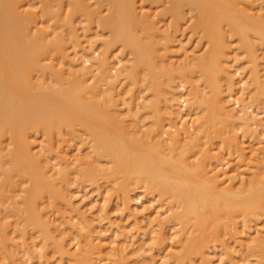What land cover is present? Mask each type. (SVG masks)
Listing matches in <instances>:
<instances>
[{"label":"bare ground","instance_id":"bare-ground-1","mask_svg":"<svg viewBox=\"0 0 264 264\" xmlns=\"http://www.w3.org/2000/svg\"><path fill=\"white\" fill-rule=\"evenodd\" d=\"M45 1H47V2L45 3ZM45 1H44L45 7L43 6V8H42L43 18L45 16V18H48V21L50 20V18L53 21V18L56 16H59L61 18L60 14L62 15L63 13H61L62 11L60 12V5H63L62 1H64V0H45ZM102 1H104V0H102ZM134 1H136V0H134ZM170 1H171L170 5L167 7V12H170V14H172L176 18H180L182 16V12L183 11L185 12L184 9H186L187 6L192 7V8L197 10L198 19L196 20V24L194 26L196 28V30L195 29L194 30L196 32L198 29H200L203 37L208 38L209 41L211 42L210 43L211 47H210V50L208 51L209 52L208 55L206 53L207 56L201 57V58L198 57V59H197L198 61H195L196 62V64H194V65H196L195 66V68H196L195 72H194V70H192L193 68L192 69L189 68L191 66H189V67L186 66L187 67L186 69H190V71H193L194 75H196L197 74L196 71H198V74H200L199 75L200 79L202 78L204 81H206V83H208V85L215 83L213 86H214V88H216V89H214L212 94L210 93L211 96H209L208 94L207 95L209 97L207 95L202 96L204 93L201 95L199 93L201 90H197V89L198 88L201 89L204 82H203V84H201V87H200L195 81V77H196L195 76L194 79H193V77L191 78V80L193 79L192 81L195 83V85H194L192 83V81L190 80V78H188L189 77L188 72H190V71L187 72L188 74L184 71L187 74V78L191 83V84L190 83L189 84L193 85V87L191 86V88L194 91L190 92L191 94L189 93V95H191V97H189L190 99L184 98L183 101H181V102L183 104L185 103V106H186V104L188 105L189 102L191 104H193L192 101H200L201 103H198V104L199 105L203 104V106H205V109H204L205 117L203 119H199V115H198V119H197L198 121L196 119H194L195 121H193V122H195V124L193 122H192V125L190 124L191 127L198 124L197 128L193 127V129H194L193 132L191 131V128L188 124H186L185 128H183V126H182V125L185 126V124H182L181 126L183 129H181L177 125H174L175 126L174 130L177 128L178 131L175 130L176 133L173 132V135L174 134H176V135L173 136L171 134L172 133L171 132L172 128H171L170 134L172 136L171 135L170 136L172 138L174 137L172 140L174 142V144L171 141H169L172 138H168L169 140L166 138L167 139L166 143L168 142V144L172 143L170 145H176V146H174V147H176L175 149L173 148V146L169 147L166 145V143L163 141L166 139H163L162 140L163 142L159 141L161 138H159L160 136H158L157 134L156 135L158 136L159 140L153 141V138H155L154 136H156V135H154L155 131L153 133L154 136L152 135L151 131L149 132V135L151 133V136H152V140L150 139L151 141L149 140L148 137L145 136L147 129H146V131L144 130L145 132L143 134V132H142L143 129H141V127H140L141 124H138V122H137V120L140 119L139 114L141 112L140 113H137V111L135 112L139 115V118H137V116L134 115L135 113H133L135 111L134 109L136 106H134V105H135L136 101L141 100L143 98V97L141 98L142 95H140L142 92H140V94L138 93V96H136L137 93L135 95L131 96L132 98L130 97L131 98L130 103L124 102L125 103V109L120 107V100L122 99V93L126 91L125 89H127V86L125 89L123 88L125 91L123 90L121 92V94L116 92L119 90L118 86L121 84V82H120V84H118V83H119V81H121L122 76H124V78H126L128 80L133 79L132 81L135 84H138V83L140 84V82H142L143 80L148 81L149 83H151L150 88L154 93V98L156 95V99H158L159 96L166 94L165 93L166 90L164 89L165 88L164 85L166 83L168 84V82L165 83V82H162V80L164 79L163 81H165V80L168 81L166 79V75H167L166 72L168 71L167 69L172 70V67L167 68V66H165L166 69H162L164 67H162V68L159 67L158 62H161V61H160V59L157 58L159 56V55L157 56L158 51L156 52L157 41H155L154 37L151 36V35H154L155 32H157L156 26L154 25V23L150 24V22L147 20L148 18L142 19L138 16V14L136 13V10L133 6L132 0H109V2H110L109 4L111 5L109 13L105 11L108 14L105 16H102V17L100 16V18H101L100 22L102 23L103 27L109 29L111 39L108 40L105 44V47H104L105 49H103V51L104 50L105 51L102 53L103 57L99 61V69H98L99 71H97V69L95 70L96 73L98 72V74L94 75L96 77V80L95 81L93 80L94 81L93 83H89V82H91V80L94 76L93 77L90 76V78H88L86 76L87 74L89 75L91 73V72L88 73V71H90V70H86L85 68H83L85 70L81 69V71L73 70L75 67L74 63L76 60L74 58H72V59L68 58V55H71L72 53L67 54L68 48H66L67 47L66 39H68V37L66 39H64L66 37L65 36V34H66L65 30L62 32L61 31L62 28L60 29V31L62 33H64L65 37H61L63 35H61L60 34L61 32H60L58 35L53 37L54 39L53 38L50 39V37H51L50 33L52 31V29H50V26L48 29H50L51 31H47L46 27L42 25V27H44L46 29V31L44 30V28H41L43 30L35 32L36 31L35 27L37 26L36 24H39V23H37V19H38L37 16L39 15V18L42 19V17H41L42 15H41L40 11H39L40 14H38V15H37V12H35L36 13V16H35L30 11H27L25 9H22L20 11L21 6L22 7L26 6V5L20 4L22 2V0H0V137L3 135H9L11 140H12V143L14 144L13 148L10 147V148H12L11 154L3 153L4 147H2L0 145V168H1L0 170L1 171L3 170V172H1V174H0V176H3V180L1 179L2 181H0V197L4 196V195L2 196V194H1V191H3L4 187H7L8 185H13L14 182H16V181H13L14 180L13 178L15 177V173L17 171H19L20 174L23 175L24 177H27L30 180V183H31L30 185H32V186H30V185H29L30 187L28 186L29 188H27L25 191V193H27L26 196L24 195L25 197H23V198L21 197V198L27 202V204L29 206L28 212L32 213L34 219L36 220V222H35V220H34V222L36 223V225L39 224L38 227L40 228V225L42 226V224H43L42 222H44V221L41 222V219H40V218L43 219L44 216L40 217V215L42 216L44 214H39V211L41 213L42 209H44V206L40 210V209H37L38 206H37V204L34 205V203L38 199L43 198L45 193H47V195H48V193L52 194V195H56V193H57L56 189L59 190V188H60L59 186H61L60 185L61 182H63V181L68 182L69 178L67 175L71 172V170H72V172H76V173L81 172V174L83 176L85 175L86 177H89V178L91 176L94 180L96 178H98V179L102 178L101 176H103V177L105 176L107 178H112L114 180V183L119 184L120 189L122 188V190L125 191V195H126L125 198L126 199L125 198L124 199L126 200L127 203H129V201L131 199L130 193H131L133 187L136 186L135 184H138V186L141 184L142 186H144V189L146 188L145 192H146V190H148L150 192L151 191L153 192V190H155V192L157 191V194H159L158 197L160 196V199L162 198V200H161L162 203L160 204V208L162 206H165V204L166 205L168 204V206L165 208L164 212H161L159 214V216L164 215V214H167V216L166 217L160 216L161 218L157 219V220H159L158 222H159L160 226L161 225L163 226L166 222H168L169 220H171L173 218L179 219V220H174V221H179V223L182 220H183V222H186V224L181 222V223H183L181 225L185 224L186 227L185 228L183 227L184 230L181 227L183 232H184L183 234H184L185 238H183V240H182V242H183V244H182L183 248L181 251L182 254L180 256H179V254L177 255L178 256L177 261L179 262V264H186V262L191 261L192 255H200L204 259V264L208 263V262H206V258H205V254L203 252V248L206 246V244L208 242H210L211 239L212 240L213 239L222 240L223 237L226 238V235L229 238H227V240H226L227 242L225 244L229 243L230 238H231V240L233 239L234 242L236 243V246H237L236 248L240 247L242 252H245V255H247L246 252L255 253L256 255L254 254V256H257V259L260 262H262V264H264V235H261L262 231L260 229L254 228V230H252L253 226L248 225L249 224L248 221L251 222L252 218L255 219V217H257V216H261V218H264V217H262V216H264V148H262L263 150H262L261 154L256 155L254 157V159L248 161L249 158L248 159H246V158L249 155L247 157H245V160L243 159L245 161L244 163H246V168L244 167L246 169L245 172L250 174V175L247 174V177L250 176L251 178L249 179V181H247L248 180L247 179L244 184L241 182L243 184V186L240 188L235 187V185L233 183L225 185L224 183H227L230 181L233 182V177L232 176H229V178L227 177V180L229 179L230 181L226 182L225 181L226 177H223V174L224 175L227 174L226 171L222 170L221 168H220L221 170L217 169L218 171H214V169H212L213 172L211 170L209 171L208 164L206 163V161H207L206 159L208 158L207 156H210L209 151H206L207 149L209 150V148L206 147V143L208 141H211V139H214V137H216V136L219 137L220 134L223 135L222 130L225 127L226 122L229 121L231 117H234L233 114H235V113H232L230 111L231 110L230 108H229L230 110L227 108V106H226L227 102L223 99V90L224 89L222 90V88H221L222 86L219 85V82L224 78L230 79V81H228V82H231L233 80L232 76H231V72L229 70V66H227V64L225 65V63H226L225 61L223 64L221 62L222 59L220 60V58L224 57L223 49L225 47L223 45L224 44L223 42L226 38V35H225L226 32H225V30L224 31L222 30V28H223L222 26H225L223 24L228 25L229 29L234 31L233 32L234 36L239 35L237 33H242L239 37H241V38L243 37L244 39H241V42H242V40H245V44H246V46L248 44V48H249V46H251L249 44L250 41L246 37H249L251 35H249V33L243 35V33L244 32L247 33L248 30L251 31L252 29H254L255 33L253 35L260 37L263 40V41L262 40L261 41L264 42V20H262V18H261L262 16L259 17V18H261V20H259L256 15H255L256 16L255 18H257L259 21L254 19L252 16L251 17L246 16V17H244L245 19L242 18L244 15H246L247 11L249 10V9H247V11L243 10V8H246V7L249 8L247 6L248 4L246 6L244 5L246 3H249L250 2L249 0H170ZM86 2H87L86 0H71V1H69V3L71 4V7H72V8H70V9H72V11L71 12L69 11L71 13V15H73V14H75V12L77 13L79 11H81L82 13H84L86 15L89 14V16L92 15L93 10L89 9L90 7H89V5H87L88 3H86ZM55 3H57V4H55ZM45 4H47V5H45ZM53 4L56 5L58 7V9H56L57 8L56 6H55L56 8L54 6H52ZM135 4H136V2H135ZM106 5H104V6H106ZM52 7L55 8V11H54V8L52 9ZM67 7L65 9H67ZM91 7H93V6H91ZM26 8H27V6H26ZM62 9H63V7H62ZM263 9H261V11ZM40 10H41V7H40ZM250 11L251 10H249L248 12H250ZM98 12H99V10H98ZM58 13H59V15H58ZM69 16H70V14H69ZM59 17L56 18V22L58 21ZM75 17L76 16H74V18ZM94 18H95V16H94ZM46 20H41V21L39 20L38 22L45 24V23H47ZM42 21H46V22H42ZM59 21H60V19H59ZM56 22H55V25L58 23V22L57 23ZM95 22H98V21L95 20ZM34 28H35V30H33ZM139 28L146 31V33L143 32L144 34L141 36L140 35L141 33H138V31H137V29L139 30ZM53 30H54V28H53ZM73 32H74V30H73ZM75 32H77V31L75 30ZM197 32H199V31H197ZM149 33H151L150 36H148ZM199 34H200V32H199ZM226 34H228V33H226ZM59 35H61V36H59ZM68 35H70V34L68 33ZM75 35L78 36V34H75ZM69 37H71V36H69ZM146 37H148V38H146ZM149 37H153V40H150L151 38H149ZM227 37H228V35H227ZM107 38L109 39V37H107ZM146 39H148V40L146 41ZM249 39H250V37H249ZM88 41H90V39ZM246 41L248 43H246ZM116 43L117 44L119 43L123 49H126L127 51L130 50L133 56H132V62L129 65V68H127L126 70H125V66L122 65L119 60L115 59V60H117L116 63H114V60H113L114 65L117 64V62H119L121 64V66H124V69L119 68V70L116 73H114L112 71V69H116V68L110 67V64L112 63V61L110 63V59H111L110 56L113 52L109 56V50L112 47V45H114ZM89 44H90V42H89ZM245 44L243 42L242 45L244 47L243 46H241V47L248 50V48L245 47ZM158 45H159V43H158ZM160 45H162V44H160ZM252 46H254V49L252 47V50H254L255 52L248 50L250 52L249 53L247 51L249 53L248 54L249 57H247V58H249V61H250L249 62L250 64L249 63L248 64L250 65L249 67L251 68V70L249 71V73L251 72V74H250L251 76L249 75V77H250L249 82L250 83L247 84L246 87L250 90L251 87L254 85V87L256 88V89L253 88L254 90H256L255 95L264 96V79H262V76L260 75L261 74L260 69H259L260 63H258L259 62L258 59L260 57H258V55H259V54H257L258 52L256 53V51H257V50H255L256 46L255 45H252ZM73 47H74V45H73ZM222 47H224V48L221 49ZM245 52H246V50H245ZM57 55H62V60L58 61L59 60V57H58L57 60L55 59L56 60V62H55L54 58H56L55 56H57ZM112 56H114V55H112ZM99 57H101V56H99ZM160 57L161 56H159V58ZM84 58L85 57H83V59ZM155 58H157L159 61L157 62L156 61L157 59H155ZM120 60H122V59H120ZM163 64H165V63H163ZM88 65H90V64L88 63ZM171 65H173V64H170V66ZM176 66H174L175 68H173L174 70L172 71L173 72V74H171L172 76L168 75L167 78L168 77H170V79H171V77L173 78L174 71H176L178 69V68H176ZM180 66H178V67H180ZM184 66L185 65H183V67ZM180 68H182V67H180ZM165 70H167V71H165ZM238 70H239V68H238ZM92 71L94 73V70H92ZM161 71H162V73H161ZM178 71L180 72V69H178ZM168 72H170V71H168ZM37 73H38V75H37ZM47 73H48V75L50 73L51 76H54L53 79L56 80V84L53 85L52 84L53 82L51 84H49V82H51L50 79H49L50 81L47 79L48 84H47V82L46 83L44 82L46 85L43 84V82L41 83V81H42L41 79H39L40 82H38L39 80L37 81L36 76H39V78H41L40 75L45 76V75H47ZM164 73H166V74L164 75ZM235 73H236V71L234 72V74ZM140 74H141V76H140ZM162 74H163V78H161ZM181 74L183 75L184 73L181 72ZM190 74H191V72H190ZM69 77H73V78H69ZM174 77H175V75H174ZM183 77H184V75H183ZM46 78H48V77H46ZM46 78H44V79H46ZM173 81H175V80L173 79ZM189 81H187V82H189ZM148 82H147V84H148ZM252 83H253V85H252ZM135 84H133V85H135ZM142 84H141V86H142ZM104 86H107V88L105 87L107 90L102 89V87L104 88ZM209 87H211V85L208 86V88ZM129 88H130V86H129ZM170 89H172V88L170 87ZM203 89H205V88H203ZM209 89H211V88H209ZM174 90H176V89H174ZM239 90H240V88H239ZM132 91H136V90H132ZM203 91H201V93ZM250 91H252V89ZM169 93H171V92H169ZM230 95H228V97ZM169 96H170V94H169ZM171 96H173V97H171ZM171 96H170L171 98L166 97L167 98L166 100L168 101L169 104H173L171 101L174 99V97L176 98L177 95L175 94V96H174L171 94ZM232 96H234V95L232 94L231 97ZM123 97H125V94ZM130 98L128 99V101L130 100ZM145 98H143V99H145ZM161 98L162 97H160L159 99H161ZM178 98H180V97H178ZM234 98H232V100ZM123 99L121 101H125ZM187 100H188V102H187ZM234 100H236V103H237L238 100L237 99H234ZM146 101H144L143 103H145ZM152 101H154V100H152ZM161 102H162V100H160V104H159V101H157V100H155L153 103L151 102L152 103L151 104L152 111L157 112L159 110V108H157V107H160ZM196 103L197 102H194V104H196ZM147 105H149V104H147ZM234 105H235V103H234ZM123 106H124V104H123ZM164 106L165 105L162 106L163 109H166L167 107H164ZM168 107H170V106H168ZM198 107L200 108V106H198ZM137 108H136V110H137ZM140 109H142V107ZM140 109H138V110H140ZM167 109L169 110V108H167ZM247 109H249V108H247ZM160 110L163 111L162 109H160ZM201 110H203V109H201ZM201 110L199 113L202 112ZM241 112L240 113L238 112V113L241 114ZM130 113H132V114H130ZM178 113H177V115H178ZM238 113H236V114H238ZM150 114H152V113H150ZM156 114L157 113H155V115ZM141 115H144V114L142 113ZM147 115H148V112H147ZM251 115H254V114L251 113ZM158 116H160L159 113H158L157 117ZM130 117L132 119L131 122L137 124V129H132V130L129 129L131 127V125L133 124L132 123L130 125L127 122V121H129ZM202 117H203V115H202ZM243 117L240 119L246 121L247 125L249 126L250 122L248 119H250L251 116H249V118H243ZM141 118H143V116ZM151 118H154V117H151ZM173 118H174V116H173ZM253 118H254V116H253ZM219 119H221V120H219ZM156 120H157V125L162 124L160 121L161 119H156ZM138 121L140 122V120H138ZM153 122H156V121H153ZM254 122L252 121V123H254ZM134 125L135 124H133V126ZM138 125H140V126H138ZM154 125L156 126V124H154ZM76 127L77 128L78 127L83 128V130H85L86 132H88L90 134L89 135L90 137L88 135L87 136L90 138V141L92 142L93 152H91V154L94 153V155H90V156H93V157L97 156V157H101L104 159H109L108 161L111 163L109 170H107L108 168L105 170L104 167L102 169V167L99 166V164L101 162L98 164L95 163L101 169L95 168L93 170L91 168H88V167H90L89 164H91V163H89L87 165V161L85 160L86 156L84 155V153H86V152L84 150L86 148L82 152V149H80L78 147H77L78 150H80L83 154H81V153L79 155L77 154L78 156L75 154V156H77V162L75 161L76 163H74V162L72 163V162L68 161L69 160V157L67 156L68 153L66 152L67 153V155H66L65 151L63 150L64 154L59 155V157H60L59 158V160H60L59 164L61 165V167L59 168V166H57L58 162H57V164L56 163L51 164V163H53L52 158L54 157V156H52L53 148L43 146L44 148H42L41 150L38 149V151L34 150L35 151L34 152L32 145H29V144L25 145V143H27V142L23 141L24 138L27 137V133L29 132V130H32V129L43 128L48 136H52V135H54V134H52L54 132H58L60 134H64L66 132V130H69L70 132L71 131L76 132L75 131ZM135 127H136V125L133 128H135ZM149 127H151V126H149ZM158 127L162 128L163 126L161 125V127L160 126H158ZM172 127H173V125H172ZM178 127L180 129H178ZM234 127H236V126H234ZM251 127H253V126L251 125ZM233 128H231V129H233ZM43 129H41V130H43ZM139 129L142 130V131L140 130V132H142V134H140ZM224 130H226V129L224 128ZM156 131H157V129H156ZM164 131H162V132L158 131V133L163 134ZM185 131H187L186 135L188 134L187 136H185V139L188 140L187 142L189 144H187V145H190L189 148L186 147L187 145L184 141L183 142L181 141L184 139V138L182 139V136L185 135ZM237 132H238V130H237ZM81 134H83V133H81ZM84 135H82V136H84ZM228 135H231V134H228ZM69 136H70V133H69ZM158 138H156V139H158ZM86 139H88V138H86ZM65 140H67V139H65ZM0 141H1V139H0ZM5 141L6 140L4 139L3 142L6 144ZM22 142H24V145L26 148L25 151H23L24 148L21 145ZM84 142H85L84 143V145H85L87 141H84ZM178 144H179V146H181V144H183V147H186V148L184 150H180V148H178L179 147ZM262 144H264V143H262ZM84 145H83V147H84ZM88 145H90V144H87V146ZM79 146H80V144H79ZM204 146L207 149H205ZM246 148L247 147L245 146V149ZM192 150H198V153H196V152L193 153L195 155L197 154L198 158L195 155H194L195 157L193 156V158H192V156H191L192 153L190 155V151L194 152ZM242 151L244 152L243 149H242ZM199 152L202 155V158L200 160H199V158H200ZM59 153H61V152H59ZM188 154L191 156L192 159H190ZM86 155H88V154H86ZM238 156H240V155L238 154ZM4 157H7V158H4ZM72 157H74V155H72ZM93 157H90V158H93ZM97 157L95 158L96 160L99 159V158L97 159ZM55 158H57V157H55ZM94 158H93V160H94ZM195 158L197 159V161H195L197 163L192 162L193 159H195ZM50 160L52 162H50ZM71 161H73V158H71ZM104 163L106 164V162H104ZM85 164H86V166H85ZM195 164L198 165V166L196 165L198 167L197 168L198 170L197 169L194 170ZM4 165H7V167H4ZM51 165L52 166L55 165L54 171H53V168L51 169ZM108 165H109V163H108ZM93 167H95V166H93ZM222 167H223V165H222ZM55 168H59V170L58 169L55 170ZM242 168H243V165H242ZM192 169L194 171H192ZM230 169H232V168L230 167ZM52 171H53V173H52ZM56 173L57 174L59 173V175L61 174L62 177L64 175V177L68 178V179L65 181V180H62L63 178L61 177L59 180H62V181L60 182L57 180V178H56L57 176L55 177ZM230 173H231V170H230ZM71 175H73V174H71ZM71 175H70V177H71ZM197 175H198V178H196ZM243 175L246 176V174H243ZM75 176H76V174H75ZM236 177H237V175H236ZM247 177H245V179ZM18 179H20V178H18ZM71 180H74V178ZM71 180H69L70 183H71ZM237 180H238V178H237ZM91 181H93V180H91ZM18 182H19V180H18ZM64 182H63V186H65V184H67V183L64 184ZM96 182H98V181H96ZM58 183H59V185H58ZM57 185L59 188H56ZM133 185H135V186H133ZM63 186H61V187H63ZM115 186H117V185H115ZM117 187L119 189V186H117ZM5 189H7V188H5ZM118 189H117V191H118ZM64 190L65 189L63 188L62 189L63 193H65ZM60 192L61 191L59 190V193ZM10 195H12V194H10ZM66 196H68V195H66ZM45 197H44V199H45ZM48 199H50V198H48ZM58 199H56V201ZM64 199H66V198H64ZM2 200H4V199H2ZM68 200H67V203H68ZM105 201H106V199H105ZM46 202H47V200H46ZM39 203H38V205H39ZM0 204H2V203H0ZM1 207H3V206H1ZM7 207H8V205H7ZM72 207H74V206H72ZM102 207H103V205H102ZM131 210H132V208H131ZM240 217L244 218V220H242V218H240ZM250 217H252V218L249 219L248 221H245V219H248ZM29 218H30V214H29ZM31 218H32V216H31ZM99 218L97 217V220ZM258 219L259 218H257V220ZM43 220H45V219H43ZM74 220H75V216H74ZM238 220L242 221V223L241 222L239 223ZM252 221H254V220H252ZM148 222H150V221H148ZM5 224H7V223H5ZM44 224L47 225V227L50 226V224L48 222H44ZM79 224H77V225H79ZM239 224H241V225H239ZM82 225H83V223H82ZM7 226H8V224H7ZM33 226H34V223H33ZM262 226H264V225H262ZM0 227H1V225H0ZM3 227L4 226H2V228ZM43 228H45V227H43ZM43 228H41V230ZM93 228H95V227H93ZM145 228H146V226H145ZM4 230H5V228H4ZM21 230H24V229H21ZM44 230H46V229H44ZM51 230H52V227H51ZM51 230H50V232L52 233L53 230L52 231ZM47 231H48V229H47ZM61 231H62V229H61ZM4 233H5V231H4ZM60 233H62V232H60ZM22 235H23V232H22ZM47 235H49V234L47 233ZM3 236H5V235L3 234ZM14 236H11V237L14 238ZM30 236H31V234H30ZM42 236L44 237L43 234H42ZM50 236H52V235H50ZM50 236L49 237L46 236L47 239L50 238ZM0 237H1V235H0ZM6 237H9L8 234ZM12 238H11V241H13ZM34 238H35V235H34ZM58 238L60 239V237H58ZM7 239H8V241L10 240V238H5V237H4V240H3V238L1 239L2 242L4 241L3 244L5 243V241H7ZM53 239H55V237H53ZM57 239L55 241H59V239L58 240ZM90 239H91V237H90ZM48 240H50V239H48ZM48 240H47V242H48ZM91 240H93V239H91ZM224 240H222L223 243L225 242ZM2 242H1V244H2ZM45 242H46V240H45ZM6 244L7 243H5V245ZM9 244H11V242H9ZM52 244H54V243H52ZM234 244H233V246H234ZM82 245H84V244H82ZM87 245H88V243H87ZM118 245H119V243H118ZM0 246H2V245H0ZM8 246H11V245H8ZM8 246H6L7 247L6 250H8V252H9ZM58 246H59L60 250L59 249H57V250L59 252H61V254H62V252L64 253V255L67 254V256H69L70 260H77L78 259L77 256H79V258H80L79 254L76 255V254H74V252L72 253L71 252L72 250L67 248V246L64 245V243H58ZM231 247L232 246H230V245H229V247L226 246L227 253L229 256H232L234 254V252L237 251L235 247L233 249ZM1 248L3 249V251H5V254H7L6 253L7 251L4 250L5 248H3V246ZM240 248H239V250H240ZM10 249H11V247H10ZM16 250H14L13 252H15ZM94 250H95V248H94ZM123 250L124 249H122V251ZM89 252H90L89 249L82 252L84 254V256L86 255L87 260H91V258L88 259L89 258V256H88ZM11 253H12V251H11ZM104 254H103V256H104ZM119 254H121V252ZM124 254H125V252H124ZM0 255H1L0 257L2 258L1 253H0ZM11 255L12 254H10V257H12ZM240 255L239 256L242 257L243 253ZM4 256H6V255H4ZM81 256H82V258H84V256L82 254H81ZM119 256H121V255H119ZM108 257H109V255H108ZM1 258H0V261H2ZM13 258H14V256H13ZM118 259L120 260L119 257H118ZM247 259H248V257H247ZM3 260H5V261H2V262H5V263H1V264H6V263L10 264V261L8 262L7 259L3 258ZM6 260H7V262H6ZM9 260H13V259H9ZM17 260H18V258H17ZM95 260L97 261V259H95ZM80 261H82V259ZM230 261H231V264H240V262H241L239 257H238V260H237V258H235V259L232 258V260L230 259ZM83 262H86V261H83ZM228 263H230V262H228Z\"/></svg>","mask_w":264,"mask_h":264},{"label":"rangeland","instance_id":"rangeland-1","mask_svg":"<svg viewBox=\"0 0 264 264\" xmlns=\"http://www.w3.org/2000/svg\"><path fill=\"white\" fill-rule=\"evenodd\" d=\"M44 1L45 0H22V2L20 4L26 5L27 8H26V6H23V7L21 6L20 11L22 9H25L27 11H30L35 16H36L35 12H37V15L40 13L42 15V8L44 6ZM64 1H62L63 5H60V12L62 11L61 13H63L62 15L60 14L61 18L59 16H56L53 18V21L51 20V18L48 21V18H45V16L43 18V15L42 16L40 15L42 17V19L39 18V15L37 16V18H38L37 23H39V24H36L37 26L35 27L36 28L35 32L43 30V29H41V28H44V27H42V25H43L46 27L47 31H51L50 29H52V31L50 33L51 37L49 36L50 39H52L53 37L58 35L61 31L63 32L65 30V32H66L65 36L66 37L64 36V33H62V32L60 34L63 36H61V35H59V36L65 37L64 39H66L68 37V39H66V43H67L66 48H68L67 54L72 53L71 55H68V58H70V59L74 58L76 60L74 63L75 67L73 70H76V71H81V69L82 70H85V69L90 70V71H88V73H90V72L91 73L89 75L87 74L86 76L88 78H90V76L93 77L94 75L98 74V72L96 73L95 70L97 69V71H99L98 70L99 69V61L103 57L102 53L105 51V50L103 51V49H105L104 48L105 44L108 40L111 39L109 29L103 27L102 23L100 22V19H101L100 16L102 17V16H105L109 13L110 6H111L109 4L110 2H109V0H104V1H102V0H86L87 1L86 3H88L87 5H89V7H90V8L89 7L88 8L93 10L92 15L89 16V14L86 15V14L82 13L81 11H79L77 13L75 12V14L71 15L70 12L72 11V9H70V8H72V7H71V4L69 3V1H71V0H64ZM132 1H133V6H134L138 16L142 19L148 18L147 20L150 22V24L154 23V25L156 26L157 32H155V34L151 35V36H153L154 40L157 41V46H156V48H157L156 52L158 51L157 56L158 55L161 56L160 58H159V56L158 57L156 56L158 59H160L161 62H158L159 60L157 58H155V59H157L156 61L158 62L159 67L160 68L164 67L162 69H166L165 66H167V68L172 67V70L167 69L170 72L165 70V71H167L166 72L167 73L166 79L168 81H166V80L163 81L164 80L163 79L162 82H165V83L168 82V84L166 83L165 84L166 86L164 85V87H165L164 89L166 90V92H165L166 94L159 96V98L162 97L161 99L158 98L159 100L156 99V95L154 98V93L150 88L151 83H149L148 81H144V80L142 82H140V84L139 83L135 84L132 81L133 79L128 80V79L124 78V76H122L121 81H119V83H118V84H120V82H121V84L118 86L119 90L118 91L115 90V91L118 92L119 94H121V92L127 86V89H125L126 91L124 90L125 92L122 93V99L124 98L123 100H125V101H121L122 99L120 100V107L123 109H125V103L126 102L130 103L131 98H132L131 96L135 95L136 93H137L136 96H138V93L140 94V92H142L140 94V95H142L141 98L146 97L145 99H143V98L142 99L144 101H146V100L147 101L145 103H143L144 101L142 99L141 100L137 99L138 100V101H136L137 104L135 103V105H134V106H136L134 109L135 111L133 112V113H135L136 111H137V113L141 112L139 114L140 119H138V120H140V122L142 120L143 121L140 123L137 120V122H138V124H141V126L140 125H138V126H140L141 129H143V131L141 129H139V132L141 130L144 134V132L147 129L145 136L148 137L149 140L150 139L152 140L151 133L149 135V132L151 131L152 135H153V133L155 131L154 135L157 134L158 136H160L159 138H161V139L159 140L157 135L156 136L153 135L155 137V138H153V141L159 140L161 142L164 141L166 143L168 138H172L171 136L173 135V132L176 133V131H178L177 128L175 129L176 131L174 130V127H175L174 125H177L181 129H183L186 127V124H188L189 126H190V124L192 125V122L195 121L194 119H196V120L198 119V115H199V119H203L205 117V111H204L205 106H203V104L199 105L198 103H201L200 101H192L193 104H194V102H197L194 105L189 102L190 103V104L188 103L189 106L187 104L185 106V103L183 104L181 101H183L184 98L190 99L189 97H191V95H189V93L194 91L191 88V86L193 87V85H190L191 83L188 80V78H190V80H191L192 77L194 79V77L196 76L197 78L195 77V81L200 87H201V84H203V82H204L201 89L200 88L197 89V90H201V91L204 90L202 93H201V91L199 92L201 95L204 93L202 96H204V95L206 96L207 94L209 96H211L210 93L212 94L214 89H216L213 86L215 83L208 85V83H206V81H204L202 78L200 79L199 78L200 74H198V71H196L197 74L195 73L196 75H194V72L196 69L195 68L196 65H194V64H196L195 61H198L197 60L198 57L201 58V57H205L208 55V53H209L208 51L210 50V47H211V44H210L211 42L209 41L208 38L203 37L200 29L197 30L200 32V34L197 31L195 32L196 28L194 26L196 24V20L198 19V12L196 9L187 6L186 9H184L185 12L184 11L182 12V16L180 18H176L172 14H170V12H167V7L170 5V2H171L170 0H136V1L132 0ZM249 1H250L249 3L244 4L245 6L248 4L247 6L249 8H247V7L243 8L244 7L243 5H242L243 6L242 8L244 11H247V9H249L251 11L248 12L249 11L248 10L247 13L245 12L246 15H244L242 18L245 19L244 17H246V16H250V17L252 16L256 20H258V19L261 20V18H262V20H264V9H263L264 8V0H249ZM46 2L47 1H45V3ZM135 2H136V4H135ZM55 4H57V3H55ZM45 5H47V4H45ZM104 5H106V6H104ZM52 6L55 7L56 5L53 4ZM91 6H93V7H91ZM40 7H41V10H40ZM54 7H52V9ZM62 7H63V9H62ZM66 7H67V9H65ZM55 8H54V11H55ZM56 9H58V7ZM261 9H263V10L261 11ZM98 10H99V12H98ZM39 11H40V13H39ZM105 11L108 13H106ZM59 13H58V15H59ZM69 14H70V16H69ZM255 15L257 16L258 19L255 18L256 17ZM74 16H76V17L74 18ZM94 16H95V18H94ZM57 17H59L58 21H57L59 24L56 22ZM259 17H261V18H259ZM59 19L61 22L59 21ZM94 19L98 22H95ZM39 20L40 21L46 20L47 23L43 24L41 22H38ZM46 21H42V22H46ZM55 22L57 23L56 25H55ZM223 25H225V26H222L223 27L222 30L223 31L225 30V32L228 34L225 33L226 38L223 42L224 43L223 45L225 48L224 47L221 48V49L224 48L223 49L224 57L220 58V60L222 59L223 61L221 60V62L224 64V61H225L226 62L225 65L227 64V66H229V70L231 72V76H232L233 80L231 82H228V81H230V79L224 78V79H222L223 81L221 80L219 82V85L222 86L221 87L222 90L224 89L223 90V99L227 102L226 103L227 108L228 109L230 108L231 110L230 109L229 110L235 114H233L234 117H231L230 120L226 122V125L224 127L226 130H224V128L222 130L223 135L220 134L219 137L216 136L217 138L214 137V139H211V141H208L206 143V147L209 148V150L205 146H204V148L207 149L206 151H209V155H210V156H207L208 158L206 157L207 158L206 163L208 164L209 171L211 170L213 172L212 169H214V171H218L221 168L222 170L227 172L226 175L223 174V177H226V179H225L226 182L230 181L229 179L227 180V177L228 178H229V176L233 177V182L230 181V182H227L224 184L226 185V184L233 183L235 185V187L240 188L243 186V184L245 183V181L247 179H248L247 181H249V179L251 178L250 176L247 177V174L248 175H250V174L245 172L246 171V169H245L246 163H244L245 157H247L249 155L246 159L249 158L248 161L252 160V159H254V157L256 155L261 154V152L263 150L262 148H264V144H262V143H264V120H263L264 119V96L255 95L256 90L253 89V88H255L253 83H252L253 86L251 85L252 91H250L251 89L249 90L246 87V85L250 83L249 82L250 81L249 75L251 74V72L249 73V71L251 70V68L249 67L250 66L249 65L250 64L249 58H247V57H249V55H248L250 53L249 51H254V50H252V47L254 49V46H252V45L256 46V49H255V50H257L256 53L258 52L257 54H259L258 57H260V58L258 59L259 60L258 63H260V65H259V69L261 72L260 75L262 76V79H264V42H262L263 40L260 37L253 35L255 33L254 29H252L251 31L248 30V32L246 31L247 33H245V32L243 33V35L249 33V35L252 36V37L249 36L250 39H249V37H246L250 41L249 44L251 45L248 48V44L246 46L245 40H242V42H241V39H244V38L243 37L241 38L239 36L242 33H237L239 35L234 36V33H233L234 31L230 30L228 25H226V24H223ZM49 26H50V29H48ZM35 28L33 30H35ZM53 28H54V30H53ZM61 28H62V30L60 31ZM46 29L44 28L45 31H46ZM73 30H74V32H73ZM75 30L77 32H75ZM137 31H138V33H141L140 34L141 36L144 33H146V31H144L141 28H139V30L137 29ZM68 33L70 35H68ZM75 34H78V36ZM150 34L151 33H149L148 36H150ZM227 35H228V37H227ZM69 36H71V37H69ZM107 37H109V39ZM153 37H149V38H151L150 40H153ZM88 38L90 39V41H88L89 40ZM146 38H148V37H146ZM147 40L148 39H146V41ZM89 42H90V44H89ZM243 42L245 44V47H247L249 51L247 49L243 48L244 47L242 45ZM158 43H159V45H158ZM246 43H248V42L246 41ZM72 44L74 45V47ZM160 44H162V45H160ZM241 46H243V47H241ZM245 50H246V52H245ZM206 53H207V55H206ZM110 54H111V56H110ZM112 55H114V56H112ZM99 56H101V57H99ZM109 56L111 57L110 63L112 61V63L110 64V67L116 68V69H112V71L114 73H116L119 70V68L124 69V66H125V70L127 68H129V65L132 62V56L133 55H132L130 50L127 51L126 49H123L119 43L118 44L116 43V44L112 45V47L110 48ZM55 57L56 58H54V60L55 59L57 60L58 57H59L58 61L62 60V55H57ZM83 57H85L84 58L85 60L83 59ZM115 59L119 60L120 63L124 66H121V64L119 62H117V64L114 65V63H116V61H117ZM120 59H122V60H120ZM56 60H55V62H56ZM113 60H114V63H113ZM88 63L90 65H88ZM163 63H165V64H163ZM170 64H173L174 66L177 65L176 68L180 69V72L178 71V69L176 71H174V75L176 78L173 75V78L171 77L172 80L170 79V77L167 78L168 75L173 74L172 71L174 70L173 68H175L173 65L170 66ZM183 65H185V66L183 67ZM178 66L182 67L183 69L178 67ZM186 66H188V67L191 66L189 68L190 69L193 68L192 70H194V72L190 71V69H186L187 68ZM83 68H85V69H83ZM238 68H239V70H238ZM92 70H94L95 74L93 73ZM234 70L236 71L235 74H234V72H235ZM184 71L186 73L188 71L191 72V74H190V72H188L190 75L187 73L189 76L188 78H187V74ZM181 72L184 73L183 74L184 77L181 74ZM161 73H162V71H161ZM166 73H164V75ZM37 75H38V73H37ZM45 76L48 78H46ZM45 76L40 75L41 78H39V76H36L37 81L39 79H41L42 80L41 83L43 82V84H45L47 82V84H48L47 79L48 80L50 79L51 82H49V84H51L52 82H53L52 83L53 85L56 84V80L53 79L54 76H51L50 73H49V75L47 73V75H45ZM140 76H141V74H140ZM73 77H69V78H73ZM44 78H46V79H44ZM93 78H92L91 82H89V83H93L96 80L95 76ZM161 78H163V74H162ZM184 78L189 82H187ZM173 79L175 81H173ZM38 82H40V80ZM147 82H148V84H147ZM192 83L195 85V83L193 81H192ZM133 84H135V85H133ZM141 84H142V86L143 85L144 86L142 87ZM210 85H211V87H209V88H211V89L208 88V86H210ZM129 86H130V88H129ZM105 87L107 88V86H104V88L102 87V89L107 90ZM170 87L172 89H170ZM203 88H205V89H203ZM239 88H240V90H239ZM174 89H176L177 91ZM132 90H136V91H132ZM169 92H171V93H169ZM229 93L231 95L233 94L234 96L231 97V95ZM124 94H125V97H123ZM169 94H170V96H171V94L174 96H175V94L177 95L176 98L175 97H174V99L172 98L174 100V101L173 100L171 101L173 104H169L168 101L166 100L167 98L170 97ZM228 95H230V96L228 97ZM171 97H173V96H171ZM178 97H180L181 99ZM129 98H130V100L128 101ZM232 98L237 99L238 104L236 103V100H234V99L232 100ZM151 99L154 101L155 100L159 101V104H160V100H162L163 103L161 102L160 107H157V108H159V110L162 109L163 111H161V110L160 111L156 110L157 112L152 111L151 104L154 101H152ZM187 102H188V100H187ZM234 103H235V105H234ZM123 104H124V106H123ZM147 104H149V105H147ZM163 105H165L164 107L169 108V110L167 108L163 109V107H162ZM168 106H170L171 108ZM198 106H200V108ZM141 107H142V109H140ZM136 108H137V110H136ZM247 108H249V109H247ZM138 109H140V110H138ZM201 109H203V110H201ZM200 110L202 111L201 113H199ZM147 112H148V115H147ZM238 112L239 113L241 112V114H239ZM137 113H135L134 115H136L137 118H139V115ZM142 113L144 115H141ZM150 113H152V114H150ZM155 113H157V114L155 115ZM158 113L160 114V116L157 117ZM177 113H178V115H177ZM236 113H238L239 115ZM251 113H253L254 115H251ZM130 114H132V113H130ZM201 114L203 115V117ZM142 116H143V118H141ZM150 116L154 117V118H151ZM173 116H174V118H173ZM249 116H251V118L248 119L250 122L249 126H248L247 122L244 120H241L240 118H242V117L243 118H249ZM253 116H254V118H253ZM130 119H131V117L129 118V121H127V122L131 125L133 122H131L132 119L131 120ZM156 119H161L160 121L162 124L161 123L160 124L163 126L162 128L158 127V126L161 127V125H157ZM219 120H221V119H219ZM153 121H156V122H153ZM252 121L253 122L255 121L257 124L255 122L252 123ZM193 123L195 124V122H193ZM133 124L136 125L135 128H133L135 126V125L133 126ZM133 124L129 128L130 130L137 129V124L136 123H133ZM154 124H156V126ZM182 124H185V126ZM172 125H173V127H172ZM181 125L183 126V128ZM251 125L253 127H251ZM149 126H151V127H149ZM197 126H198V124L194 125L192 127L190 126L191 131L193 132L194 131L193 127L197 128ZM234 126H236V127H234ZM179 127H178V129H180ZM155 128L157 129V131ZM171 128H172V131H171ZM231 128H233V129H231ZM39 129L37 128V129L29 130V132L27 133V137L24 138L23 141L27 142V143H25V145L26 144L32 145L33 151L34 150L38 151V149L41 150L44 147L53 148L52 156H54V157L52 158L53 163H51V164H54V163L57 164V162H58L57 166H59V168L61 167V165L59 164V162H60L59 155L64 154L63 150L65 151V153L66 152L68 153V155L66 153V155L69 157L68 161H70L72 163L73 162L76 163L77 162V156L80 153L83 154L82 152L86 148L87 150L86 149L84 150L86 152V153H84V155L86 156L85 160L87 161V165L89 163H91V164H89L90 167H88V168H91L93 170L95 168L101 169L100 167H98V165H96V164L101 162L99 164V166H101L102 169H103V167L105 168V170L107 168H108L107 170L110 169L111 163L108 161L109 159H104V158L96 156L97 159L99 158L98 160H96L95 156H94L95 158L93 156H90V155H94V153L91 154V152H93L92 142L90 141V138H89L90 134L88 132H86L85 130H83V128H80V127L77 128L76 127V130H75L76 132H72V131L70 132L69 130H66V132L64 131L66 134L64 132H63L64 134L54 132V133H52L54 135L51 134L52 136H48L43 128H39ZM41 129H43V130H41ZM159 129L160 130L162 129V130L160 131ZM237 130H238V132H237ZM158 131L159 132L164 131V132L162 134V133H158ZM142 132H140V134H142ZM186 132L187 131H185V135H183L184 137L182 136V139L183 138L184 139L181 141L182 142L184 141L187 145L189 143L187 142L188 140L185 139V136L188 135V134L186 135ZM69 133H70V136H69ZM81 133H83V134H81ZM228 134H231V135H228ZM82 135H84L85 137ZM175 135L176 134H174L173 136H175ZM86 138H88V139H86ZM156 138H158V139H156ZM173 138L171 140H169V139L168 140L174 144V142L172 141ZM0 139H1L0 145L2 147H4L3 153L11 154L12 153L11 149L14 147V144L12 143L10 136L9 135H3L0 137ZM4 139L6 140L5 141L6 144L3 142ZM65 139H67V140H65ZM163 139H166V140H163ZM84 141H87L85 145H84V143H85ZM172 143L168 144V142H167L166 145L169 147L173 146V148L175 149L176 147H174V146H176V145H170ZM79 144H80V146H79ZM87 144H90V145H88L89 147L87 146ZM183 144H181V146H179V144H178L179 147L178 146L177 147L180 148V150H184L186 147L189 148V146H190V145H187L186 147H183ZM21 145L24 148L23 151H25L26 148H25L24 142H22ZM83 145H84V147H83ZM245 146L247 147L246 149H245ZM10 147H12V148H10ZM77 147L82 149V152L80 150H78ZM242 149L244 150V152L242 151ZM192 151H194V152L190 151V155L192 153L191 156L193 158V156L195 155L193 153H195V152L198 153V150H192ZM59 152H61V153H59ZM75 154L76 155L78 154V155L75 156ZM86 154H88V155H86ZM199 154H200V152H199ZM238 154L240 156H238ZM72 155H74V157H72ZM190 155L188 154L190 159H192ZM195 156L197 157V154ZM55 157H57V158H55ZM90 157H93L94 160H93V158H90ZM4 158H7V157H4ZM71 158H73V161H71ZM201 158H202V155L200 154L199 160ZM51 160H50V162H52ZM195 161H197L196 158L193 159L192 162L194 163ZM104 162H106V164ZM108 163H109V165H108ZM195 163H197V162H195ZM7 165H4V167H7ZM196 165L197 164L194 165V170L198 168L197 167L198 165L197 166ZM222 165H223V167H222ZM242 165H243V168H242ZM54 166L51 165V169L53 168V171H54ZM85 166H86V164H85ZM93 166H95V167H93ZM230 167L232 169H230ZM59 168H55V170H57V169L59 170ZM194 170L192 169V171H194ZM230 170H231V173H230ZM53 171H52V173H53ZM1 172H3V170L2 171L0 170V174H1ZM69 174L70 175L73 174V175H71V177H70ZM69 174L67 175L69 179L65 178L64 175L62 177V175L60 174L61 175L60 176L59 173L58 174L56 173V175H55V177L57 176L56 177L57 180L60 182L62 180L66 181L68 179V182L63 181L64 184L67 183V184H65V186H63V182H61L60 185L63 186V187L59 186L61 189L58 187L59 183L56 187V188H59V190L62 192V193L60 192L61 194L59 193V190L56 189L58 194L56 193V195H52V194L48 193V195H47V193H45V195H44V197L46 196L45 199L43 197L41 199H38L34 203V205L37 204V206H38L37 209H40V210L44 206V209H42L43 213L42 212L40 213V211H39V214H44L42 216L40 215V217L44 216L43 219H45V220H43L42 218H40V219H41V222L42 221L48 222L50 224V226H48V227H47V225L44 224V222H42L43 224H42V226L40 225V228L38 227L39 224L36 225V223H35L36 220L34 219L32 213L28 212L29 206H28L27 202L22 199L27 194V193H25L26 189L29 188L30 186H32V185H30L31 184L30 180L27 177H24L23 175L20 174L19 171H17L15 173V177L13 178L14 179L13 181H16V182H14L13 185H8L7 187H4L3 191H1L2 196L3 195L4 196L0 197V203H2V204H0V211H1L0 212V225H1L0 235H1V237L3 236V234L5 235L2 237L3 240H4V237L10 238V240L8 241V239H7V241H5V243H7L8 245H11V246H8L7 244L5 245V243L3 244L4 241L2 242V240H1L2 238L0 237V245H2L3 248H5L4 250H6V248H7L6 246L9 247V252H8V250H6L7 254H5V251H3V249L1 248L2 246H0V248H1L0 253L2 254V258L1 257L0 258L2 259V261H5V260H3V258H5L8 260V262L10 261V264H21V263L22 264H70V263L71 264H97V263L98 264L99 263L100 264H106V263L107 264H179V262L177 261L178 260L177 255L179 254V256H180L182 254V252H181L182 248H183L182 247L183 246L182 240H183V238H185V236L183 234L184 233L183 230L186 227V225H185L186 222H183V220L182 221L180 220L181 222L185 223L184 224L185 226H184V225H181L183 223H181V222L179 223V221H174V220H179V219L173 218V219H171L172 221L169 220L163 226L162 225L160 226V224L158 222L159 220H157V219L164 217V216L165 217L167 216V214H164V215H160L161 216L160 217L159 214L161 212H164V210L168 206V204L167 205L165 204V206H162L163 207V208L161 207L162 209L160 208V204L162 203L161 202L162 198L160 199V196L158 197L159 194H157V191L155 192V190H153V192L152 191L150 192V191L146 190V192H145L146 188L144 189V186H142L141 184L139 186H138V184H135L136 186L133 185V186H135V187H133L134 190L132 189V191L130 193L131 199H130L129 203H127L125 200L126 199L125 198V196H126L125 191H123L122 188L120 189V185L114 183V180L112 178H107L105 176L104 177L101 176L102 178H100V179L96 178L94 180L91 176H90V178H91L90 179L89 177H86L85 175L83 176L81 174V172L76 173V172H72V170ZM75 174H76V176H75ZM235 174L237 175V177ZM243 174H246V176ZM61 177L63 179L59 180ZM245 177H247V178L245 179ZM18 178H20V179H18ZM73 178H74V180H71ZM196 178H198V175ZM237 178H238V180H237ZM1 179L3 180V176H0V181H2ZM18 180H19V182H18ZM69 180H71V183ZM91 180H93V181H91ZM96 181H98V182H96ZM114 184L119 186V189ZM5 188H7V189H5ZM63 188L65 189L64 190L65 193H63V191H62ZM117 189H118V191H117ZM10 194H12V195H10ZM66 195H68V196H66ZM48 198H50V199H48ZM64 198H66V199H64ZM104 198L106 199V201ZM2 199H4V200H2ZM56 199H58V200L56 201ZM46 200H47V202H46ZM67 200H68V203H67ZM37 202L39 203L40 206L38 205ZM7 205H8V207H7ZM102 205H103V207H102ZM1 206H3V207H1ZM72 206H74V207H72ZM131 208H132V210H131ZM28 213L30 214V218H29ZM31 216L33 219L31 218ZM74 216H75V220H74ZM97 217L98 218L100 217V218L97 220ZM262 217H264V216H262ZM240 218H242V217H240ZM251 218L252 217L245 219V221H248ZM257 218H259L260 220L259 219L257 220ZM34 220H35V222H34ZM240 220H238L239 223L240 222L242 223V221H240ZM242 220H244V218H242ZM252 220H254V221H252ZM148 221H150V222H148ZM5 223H7L8 226ZM33 223H34V226H33ZM79 223L81 225L83 223V225H82L83 227ZM248 223H247L248 225L253 226L252 230H254V228L260 229L262 231L261 235H264L263 234L264 233L263 232L264 226H262V225H264V218H261V216H257V217H255V219L252 218L251 222L248 221ZM77 224H79V225H77ZM239 225H241V224H239ZM2 226H4V227L2 228ZM145 226H146V228H145ZM43 227H45V228H43ZM51 227H52L53 231L51 230ZM93 227H95V228H93ZM181 227L182 228L184 227L183 230ZM4 228H5V230H4ZM41 228H43V229L41 230ZM21 229H24V230H21ZM44 229H46V230H44ZM47 229H48V231H47ZM61 229H62V231H61ZM50 230L52 231L53 234L50 232ZM4 231H5V233H4ZM22 232H23V235H22ZM60 232H62V233H60ZM47 233L49 235H47ZM7 234L9 237H6ZM30 234H31V236H30ZM42 234L44 235V237L42 236ZM34 235H35V238H34ZM50 235H52V236H50ZM11 236H14V238H12ZM46 236H48V237L50 236V238H48L50 240H48ZM53 237H55V239H53ZM58 237H60V239ZM90 237L93 240H91ZM11 238L13 241H11ZM57 238L59 239V241H55ZM227 238H229L227 235H226V238L225 237L222 238V240L225 239L224 243L220 239H213V240L211 239L210 242H208L206 244L207 247L205 246L206 248L205 247L203 248V252L205 254L206 262H208L206 264H231L230 259L232 260V258H234V259L237 258V260H238V257L241 260L240 264H262V262H260L257 259V256H254L255 253L251 252L253 254L252 255L250 252H246L247 255H245V252H242L240 247H239L240 250H239V248H236L237 247L236 243L234 242L233 239L231 240V238H230V240L228 239L229 240L228 244L230 246H232L231 247L232 249L235 247L237 251L234 252V254L232 256H229L227 253V248H226V246L229 247V245L225 244L227 242L226 241ZM45 240H46V242H45ZM47 240H48V242H47ZM1 242H2V244H1ZM9 242H11V244H9ZM52 243H54V244H52ZM58 243H64V245H66L67 248L72 250L71 251L72 253L74 252V254H76V255L79 254L80 258H79V256H77L78 257L77 260H70L69 256H67V254L64 255L63 252L61 254V252H59L57 250V249L60 250ZM81 243L84 245H82ZM87 243H88V245H87ZM118 243H119V245H118ZM233 244H234V246H233ZM10 247H11V249H10ZM94 248H95V250H94ZM88 249L90 250V252L88 254V256H89L88 259L91 258V260H87L86 255L84 256V254L82 253ZM122 249H124V250L122 251ZM10 250L12 251V253ZM14 250H16V251L13 252ZM118 252L119 253L121 252V254H119ZM124 252H125V254H124ZM9 253L12 254L11 255L12 257H10ZM242 253H243V255H242V257H240L241 256L240 254H242ZM81 254L84 256V258H82ZM103 254H104V256H103ZM4 255H6V256H4ZM108 255H109V257H108ZM119 255H121V256H119ZM13 256H14V258H13ZM118 257L120 258V260L118 259ZM247 257H248V259H247ZM17 258H18V260H17ZM191 258H192L191 261L186 262V264H204V259L200 255H192ZM9 259H13V260H9ZM79 259L80 260L82 259V261H80ZM95 259H97V261ZM7 260H6V262H7ZM2 261H0V264L5 263ZM83 261H86V262H83ZM227 261L230 263H228Z\"/></svg>","mask_w":264,"mask_h":264}]
</instances>
